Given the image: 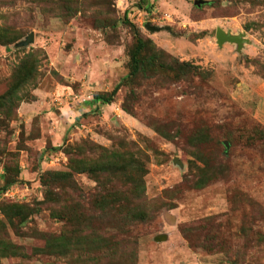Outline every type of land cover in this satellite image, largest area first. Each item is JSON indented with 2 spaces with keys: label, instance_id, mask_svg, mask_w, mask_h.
I'll use <instances>...</instances> for the list:
<instances>
[{
  "label": "rangeland",
  "instance_id": "374dc122",
  "mask_svg": "<svg viewBox=\"0 0 264 264\" xmlns=\"http://www.w3.org/2000/svg\"><path fill=\"white\" fill-rule=\"evenodd\" d=\"M128 20L198 71L124 84ZM219 27L244 44H219ZM0 32L18 38L0 43V95L37 60L0 113V264H264V0H0ZM128 148L146 168L141 197L71 167ZM16 203L25 219L6 212ZM61 236L72 253L49 246Z\"/></svg>",
  "mask_w": 264,
  "mask_h": 264
},
{
  "label": "trees",
  "instance_id": "16d2710c",
  "mask_svg": "<svg viewBox=\"0 0 264 264\" xmlns=\"http://www.w3.org/2000/svg\"><path fill=\"white\" fill-rule=\"evenodd\" d=\"M74 7L72 4L69 6L68 3L67 6H65L66 10L64 9V15L72 16L74 11H76ZM129 23L133 26L136 41L131 51V59L129 63L130 73L124 78V84H130L140 76L150 77L159 73H168L169 75H173L176 79H181L188 75V73L198 71L199 67L197 65H194L191 62H180L178 58L168 55L164 50L159 49L152 39L146 37L138 26L130 21ZM8 34V32H0V43L8 44L18 40L16 36L11 35V37H9ZM30 60L32 62L30 65H28L29 60H26L22 63L23 68L17 71V79H15L16 82L12 89L3 95H0L1 114L8 112L9 107L18 104L22 100V98L17 95L19 88L24 87L34 78L37 60H35L33 56ZM118 89L119 86L110 94H98L96 99H101L102 102L106 104L112 103ZM135 153L136 151L133 149L114 151L110 154L107 153L102 161L97 159L95 161L92 159L74 160L71 167H74V169L80 172H88L98 180L105 174L121 176L124 179V182L130 186V191L127 192V194L131 195L132 199V196L141 197L144 192V176L146 174L144 164H142L140 160H136ZM211 175H213V172H210L209 169L202 170L196 185L199 187L205 185L208 178L212 177ZM71 176L70 173L65 172L56 175V177L62 181H71ZM12 185H14V182L8 181L3 190H7ZM102 197L103 198L97 200V202L102 209H106V206L109 205L112 200L107 196ZM24 208V206L16 203L8 205L5 207V210L12 217L24 215L25 219L27 213ZM48 242L49 246L56 251L60 246L61 248L59 252L63 255L72 253L75 249V245L78 243L77 240H72L70 237L66 236L55 237ZM79 247L81 248V245ZM4 248L6 249V247Z\"/></svg>",
  "mask_w": 264,
  "mask_h": 264
},
{
  "label": "water",
  "instance_id": "95a60500",
  "mask_svg": "<svg viewBox=\"0 0 264 264\" xmlns=\"http://www.w3.org/2000/svg\"><path fill=\"white\" fill-rule=\"evenodd\" d=\"M200 2L201 1H197L196 4L200 5ZM146 26L152 32L158 31L160 29L158 27L152 26L150 23H147ZM217 39L219 44H223L224 42H230V43H235L238 46H242L246 40L242 34H234L220 27L217 29ZM33 40H34V34L32 33L22 42V44H28Z\"/></svg>",
  "mask_w": 264,
  "mask_h": 264
},
{
  "label": "built area",
  "instance_id": "2783aa9c",
  "mask_svg": "<svg viewBox=\"0 0 264 264\" xmlns=\"http://www.w3.org/2000/svg\"><path fill=\"white\" fill-rule=\"evenodd\" d=\"M7 191L9 192L10 190L8 189Z\"/></svg>",
  "mask_w": 264,
  "mask_h": 264
}]
</instances>
